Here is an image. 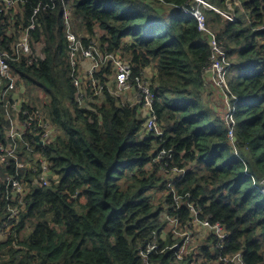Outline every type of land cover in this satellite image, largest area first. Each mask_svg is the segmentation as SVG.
Returning a JSON list of instances; mask_svg holds the SVG:
<instances>
[{"label": "trees", "instance_id": "obj_1", "mask_svg": "<svg viewBox=\"0 0 264 264\" xmlns=\"http://www.w3.org/2000/svg\"><path fill=\"white\" fill-rule=\"evenodd\" d=\"M18 1L11 7L0 0V52L13 54L28 31L33 50L9 58L11 72L30 96L38 94L40 106L32 98L25 106L44 110L56 136L46 145L33 142L52 163L46 186L26 166V189L12 193L7 177L15 162L0 163V264H220L221 254L239 251L246 264H264V0H206L235 21L201 6L227 49L230 107L208 89L211 44L183 8L196 9V0ZM65 7L85 46L97 38L103 51L131 61L135 74L154 69L161 135L146 132L138 104L111 92L112 63L97 73L103 94L89 87L92 100L79 104ZM7 128L0 101V142ZM30 156L21 154L25 162ZM174 166L185 172L177 175ZM172 192L189 194L202 217L225 225L223 251L211 236L178 258L175 244L183 238H173L162 213L186 223L191 212L174 210ZM151 244L145 263L141 251Z\"/></svg>", "mask_w": 264, "mask_h": 264}, {"label": "built area", "instance_id": "obj_2", "mask_svg": "<svg viewBox=\"0 0 264 264\" xmlns=\"http://www.w3.org/2000/svg\"><path fill=\"white\" fill-rule=\"evenodd\" d=\"M3 1L11 7H16L19 3L18 0ZM196 1L198 2L196 9L189 10L184 6L183 8L186 12L191 11L198 20L199 29L207 34L212 48V56L207 70L216 75L220 86L225 90L227 95L230 92L227 75L228 68L231 65L227 59V49L219 41L217 32L209 27L201 6L220 11L224 16L233 21L237 20V18L235 14L223 12L206 0ZM65 23L67 25V37L70 42L72 82L78 90L79 104L87 106L88 102L92 100V95L88 93L89 87L93 88L96 95L103 94L106 83L97 76V73L103 66L112 63L114 67L113 82L115 88L110 87L111 92L115 95L123 96L131 105L138 104L140 106V114L142 118H145L146 132L155 131L156 134L161 135L162 131L157 121L154 108L155 99L151 89L154 73L151 75L145 71L135 74L131 61L121 57L119 53L116 54L108 50L103 51L97 38H93L90 44L85 46L82 41L83 37L77 36L73 30L70 10L67 7H65ZM32 50L30 35L28 31H25L13 46V54L10 55L7 51L0 52V101L3 103L5 117L8 121L5 140L0 142V163L9 164L13 161L15 162L16 173L8 176L7 182L11 185L12 193L18 191L21 194L26 189V184L29 183L21 174V169L26 166L30 167L34 172L39 173L35 180L36 182L45 186L50 184L52 163L47 157L37 151L33 142L37 143L38 146L46 145L48 141L54 139L56 136V130L44 110L41 111L39 108L32 109L25 106V103L29 102V97L23 95L26 87L24 81L19 74L13 75L11 72L9 58L20 60L24 55L31 54ZM79 56L82 57L81 61H79ZM81 72L84 76L80 75ZM85 81L86 85H84ZM4 82L5 88H3ZM233 112L234 108L231 109V113ZM228 117L234 122L233 114H229ZM31 135L34 136L33 139ZM229 138H234L233 129L229 130ZM25 150L27 153H33V157L30 156V161L28 162H25L21 157V154ZM167 152L168 150H161L155 159H160ZM173 170L177 175L185 172L184 169L177 166H174ZM165 171L168 172L169 169L165 168ZM172 184L170 183V187H173ZM189 197V194L173 193L174 210L181 206H186L191 212V219L186 223L178 215L171 213L169 210H165L162 213L163 219L168 223L169 231L173 234V238H183L182 243L175 244V247L178 249V258L184 259L188 254L198 252L199 245L206 243L211 236L218 238V246L223 251L225 248L224 241L228 238V231L225 225L220 221L212 222L209 215L202 217V209L194 201H191ZM201 232H204V235L201 236ZM155 247L156 244H151L146 249V252L141 251L145 256V263H149L148 255ZM218 262L220 264H246L242 251L235 254H221Z\"/></svg>", "mask_w": 264, "mask_h": 264}, {"label": "crops", "instance_id": "obj_3", "mask_svg": "<svg viewBox=\"0 0 264 264\" xmlns=\"http://www.w3.org/2000/svg\"><path fill=\"white\" fill-rule=\"evenodd\" d=\"M210 81L208 85V89L210 91H214L213 99L220 103L222 106L230 107V103L226 101L227 95L225 90L220 86V82L214 73L209 74ZM128 101V100H127Z\"/></svg>", "mask_w": 264, "mask_h": 264}, {"label": "rangeland", "instance_id": "obj_4", "mask_svg": "<svg viewBox=\"0 0 264 264\" xmlns=\"http://www.w3.org/2000/svg\"><path fill=\"white\" fill-rule=\"evenodd\" d=\"M232 14H233V13H232ZM81 60H82V57L79 56V61H81ZM146 72L152 75V74L154 73V69H153V68H149V69L146 70ZM80 75H81V76H84V74H83L82 72L80 73ZM110 81H111V82L109 83V88H110V87L114 88V82H113V81H114V75H113V74L110 76ZM86 84H87V83H86V81H85V82H84V85H86ZM131 93H133V92H131ZM125 94H126V93H125ZM125 94H124V95H125ZM26 95H27L29 98H32L34 101H36V102L38 101V97H39L38 94L34 93L33 96H30V93H28V89H27V87H26ZM41 98H42V97H41ZM42 99H43V98H42ZM125 100H126V99H125ZM126 101H127V100H126ZM214 101H216V100H214ZM127 102H128V101H127ZM41 103H42V102H41ZM41 103H38V102H37V104H38L39 106L41 105ZM84 104H85V103H84ZM224 107H226V106H224ZM220 109H221V108H219V110H220ZM41 111H42V110H41ZM225 111H227L226 108H225ZM262 181H264V179H262ZM202 235H204V232H201V236H202ZM203 242H204V241H203Z\"/></svg>", "mask_w": 264, "mask_h": 264}, {"label": "clouds", "instance_id": "obj_5", "mask_svg": "<svg viewBox=\"0 0 264 264\" xmlns=\"http://www.w3.org/2000/svg\"><path fill=\"white\" fill-rule=\"evenodd\" d=\"M21 76V75H20ZM25 84V83H24ZM26 86V85H25ZM76 87V86H75ZM25 93H26V87H25V91H24V93H23V95H25ZM27 96V95H26Z\"/></svg>", "mask_w": 264, "mask_h": 264}, {"label": "water", "instance_id": "obj_6", "mask_svg": "<svg viewBox=\"0 0 264 264\" xmlns=\"http://www.w3.org/2000/svg\"><path fill=\"white\" fill-rule=\"evenodd\" d=\"M39 138V137H38Z\"/></svg>", "mask_w": 264, "mask_h": 264}]
</instances>
